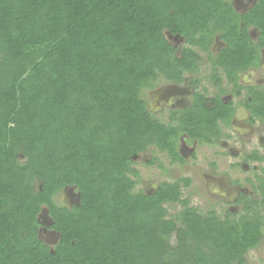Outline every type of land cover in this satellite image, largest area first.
I'll return each instance as SVG.
<instances>
[{"label": "trees", "instance_id": "obj_1", "mask_svg": "<svg viewBox=\"0 0 264 264\" xmlns=\"http://www.w3.org/2000/svg\"><path fill=\"white\" fill-rule=\"evenodd\" d=\"M166 34L184 39L179 54ZM263 47L264 0L242 13L230 0H0V264H245L264 229L255 200L220 218L181 198L188 177L134 190L133 156L153 146L182 163V135L213 143L232 119L231 102L200 91L167 121L147 109L142 90L196 72L197 48L210 83L247 89L251 120H264V88L239 83ZM69 187L70 208L55 200ZM165 203L182 209L167 217ZM43 209L52 245L39 237Z\"/></svg>", "mask_w": 264, "mask_h": 264}, {"label": "rangeland", "instance_id": "obj_2", "mask_svg": "<svg viewBox=\"0 0 264 264\" xmlns=\"http://www.w3.org/2000/svg\"><path fill=\"white\" fill-rule=\"evenodd\" d=\"M246 2L247 0H241L237 4L239 10H242L243 7H248L252 1L245 4ZM251 34L254 37L256 30L252 28ZM166 37L170 43L178 47V50L187 45L181 37L170 34H166ZM196 50L199 54L198 70L197 73H187L185 75L186 80L196 78L198 80L196 87L208 97H213L216 94L225 97L229 96V93L232 94L226 89L228 88L227 86L224 88L222 85L221 88L224 91H221L211 85L208 79L210 64L207 54L198 48ZM182 86L180 90L187 88V83ZM171 87L164 79H160L155 84L154 89L144 88L142 90L143 97L148 103V110L162 121H167L168 119V110L163 101L169 94ZM240 103L236 99L233 105L237 109ZM239 115L240 117H237L236 121L240 120V123L243 124L244 120L241 118L243 115L241 113ZM253 121L255 122V133L259 136L262 135L264 133V120L254 118ZM219 126L222 133L226 135V138H222L225 145L181 141L178 143V150L184 158L182 163L172 162L164 152L157 150L153 146L133 156V166L139 173L134 190H143L146 193H150L156 189L161 181L171 182L181 177H188L190 184L188 186L181 185L180 187L181 198H187L189 205L200 213L205 214L209 210H214L220 218H232L241 213L245 201L255 200L254 205L251 204V206L256 210H260V213L264 216V207L257 206L259 204L256 203L261 196L256 189L257 182L255 179L256 174H263L264 163L255 162V164H252L247 160V155L254 153L251 151L252 147L249 145L250 142L248 140L257 139V136L255 137L253 134L239 135L229 125L227 127L219 123ZM255 143L259 146V140H256ZM257 146L255 144V147ZM256 151L258 152V150ZM252 166L255 169H252ZM69 194L73 199L76 198L75 200L77 201V192L71 187L58 193L55 196V200L59 204L64 205ZM164 206L167 208V217H176L182 209V206L178 203H165ZM39 237L46 242L47 240L51 241V238L49 239L48 234L45 232H40ZM245 256V264H264V229L260 243L256 247L249 249Z\"/></svg>", "mask_w": 264, "mask_h": 264}, {"label": "flooded vegetation", "instance_id": "obj_3", "mask_svg": "<svg viewBox=\"0 0 264 264\" xmlns=\"http://www.w3.org/2000/svg\"><path fill=\"white\" fill-rule=\"evenodd\" d=\"M241 0H230V2H231V4H232V6H233V8L235 9V11H237V12H240V13H242V12H244V11H246L247 9H249L255 2H256V0H247V2H251V4L250 5H248V7L246 6V7H243V9L242 10H239V6L237 7V4L240 2ZM247 2L245 3V4H247ZM243 3H244V1H243ZM254 29V27H251L250 28V34H251V29ZM172 36H175V35H172ZM251 36H252V34H251ZM253 37V36H252ZM257 37V32H256V34H255V36L253 37V38H256ZM172 44V43H171ZM222 41H220L219 39H218V37H215V39H214V41H213V43H212V45H211V51H214V52H216V51H218L219 49H220V47L222 46ZM174 45V44H173ZM175 47H176V53L179 51L180 52V50H178V47L176 46V45H174ZM178 52V53H179ZM264 52V47L263 48H261L260 49V61H259V63H258V66L256 67L257 69H260V68H263L264 67V62H262V53ZM264 54V53H263ZM249 69H252V68H249ZM249 69H247L246 71H248ZM246 71H243L244 73H246ZM242 72V73H243ZM187 73H189V72H183V79H182V82H180V83H173V82H170V81H166L169 85H171L172 87H171V89L169 90L170 92H169V94L167 95V97L165 98V100L163 101L164 102V105L166 106V108H167V110H168V114H169V111L170 110H181V109H184V108H186V107H188L189 105H190V102H191V99H192V95H193V93L195 92V91H199L198 90V88L194 85V84H192V78L191 79H189V80H186V78H185V75L187 74ZM191 73H197V71L196 72H191ZM244 73H243V75H244ZM241 74V73H240ZM239 74V83L241 84V85H243L244 83V85L243 86H246V87H248V86H255V87H257V86H259V84L261 83V82H257V84H254V85H252V84H247L245 81H244V78L242 77V74L240 75ZM187 83V88H183L182 90H180V88H182L183 86L182 85H185V83ZM189 82V83H188ZM184 83V84H183ZM155 84H157V82L155 83ZM212 85V84H211ZM222 85H223V87L224 88H226L225 86H227L228 88H226V89H228V92H231V88H232V85L231 84H228L225 80H224V82L222 83ZM261 86H262V83L260 84ZM212 86H214V85H212ZM215 87V86H214ZM155 88V87H154ZM154 88H152V89H154ZM217 88V87H216ZM258 88V87H257ZM264 88V87H263ZM263 88H261V89H263ZM217 90H219V89H217ZM186 91V92H185ZM224 91V90H223ZM221 92V91H220ZM186 93V94H185ZM230 95L229 96H223V95H220V94H218L219 95V97H220V99L222 100V101H224V102H226V103H229V102H231L232 104H233V102H234V100H236V99H238V101H240L241 103L239 104V106H238V108L236 109L235 108V111H234V114H233V117H232V119L230 120V122H229V126L233 129V130H235V132L237 133V134H239V135H251V134H253L255 137L257 136V139H251V140H248L249 142H250V146L252 147L251 148V151H253L254 153H256V156L257 157H261V159H259V158H257V159H253V158H250V157H248L247 158V160H248V162L249 163H254L255 164V162L257 163H264V133H262V135H258V134H256L255 133V128H254V125H255V122L254 121H250L251 119L249 118V117H247V118H242L243 120H244V122H243V124H241L240 123V120H238V121H236L237 120V116H236V114H237V112H238V109L239 110H243V109H245V107H244V104H245V100L247 99V89H242L241 91H240V94L239 95H234V94H231V93H229ZM234 99V100H233ZM146 106H148V103H146ZM234 106V105H233ZM235 107V106H234ZM148 109V108H147ZM247 109V108H246ZM258 119V118H257ZM260 120V119H259ZM254 122V123H253ZM220 123V125H222V126H227L226 124H224V123H222L221 124V122H219ZM228 127V126H227ZM259 136V137H258ZM182 137V138H181ZM180 137V139H179V141H178V143L179 142H181V141H192V143L193 142H196V141H193V140H190L186 135H182ZM223 137H225L226 138V135H224V133H222V131H221V136L219 137V138H217V139H215V141L213 142L214 144H219V145H222V146H224L225 145V142L223 141ZM256 140H259V146H257L258 144L257 143H255L256 142ZM207 144H209V143H207ZM255 144H256V146L257 147H255ZM253 145V146H252ZM229 148H231V147H229ZM232 149H234V148H232ZM256 150H258V152L256 151ZM260 150V151H259ZM257 165V164H256ZM253 168L252 169H255V167L254 166H252ZM262 177H264V170H263V174L261 175ZM64 190H66V188L64 189ZM63 190V191H64ZM77 197H78V195H77ZM76 199V198H75ZM75 199H73L72 198V196L69 194L68 195V199L65 201V206H67L68 208H70L73 204H76L77 203V201H78V198H77V201L75 200ZM47 213V211L45 210H41V212L39 213V222L40 223H42L43 224V226H41L40 227V231H39V233L41 232V233H43V232H45V233H47L48 234V238L50 239L51 238V241H49V240H47V242L49 243V245L51 244H54L55 243V241H56V239H57V233H55L54 231H52V230H49V229H47V227L46 226H48L49 225V222H50V218H49V216H48V214H46ZM59 236V235H58Z\"/></svg>", "mask_w": 264, "mask_h": 264}, {"label": "crops", "instance_id": "obj_4", "mask_svg": "<svg viewBox=\"0 0 264 264\" xmlns=\"http://www.w3.org/2000/svg\"><path fill=\"white\" fill-rule=\"evenodd\" d=\"M264 53V52H263ZM262 53V62H264V54ZM263 72V73H262ZM244 73V72H243ZM243 73L241 72L242 74V77L244 78V81L247 83V84H257V82H264V67L263 68H260V69H257L256 67H252V69H249L248 71H246V73ZM240 74V75H241ZM260 74V75H259ZM260 83V84H261ZM245 84V83H244ZM243 84V85H244ZM259 84V86H257L258 88H263L264 87V83H262V86ZM245 107V106H244ZM240 109V108H239ZM238 109V112L236 114L237 117H240L239 113H241L243 115V117L241 118H247L249 117L250 118V113L249 111L246 109H241L239 110ZM251 119V118H250ZM252 121V120H250Z\"/></svg>", "mask_w": 264, "mask_h": 264}, {"label": "water", "instance_id": "obj_5", "mask_svg": "<svg viewBox=\"0 0 264 264\" xmlns=\"http://www.w3.org/2000/svg\"><path fill=\"white\" fill-rule=\"evenodd\" d=\"M44 210V209H43ZM46 213V212H45ZM47 214V213H46Z\"/></svg>", "mask_w": 264, "mask_h": 264}]
</instances>
